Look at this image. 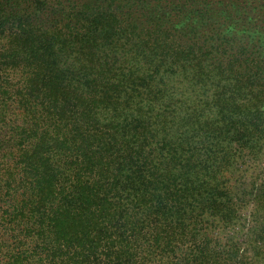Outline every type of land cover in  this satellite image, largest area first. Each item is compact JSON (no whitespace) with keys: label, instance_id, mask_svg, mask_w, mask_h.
Instances as JSON below:
<instances>
[{"label":"trees","instance_id":"1","mask_svg":"<svg viewBox=\"0 0 264 264\" xmlns=\"http://www.w3.org/2000/svg\"><path fill=\"white\" fill-rule=\"evenodd\" d=\"M0 264H264V0H0Z\"/></svg>","mask_w":264,"mask_h":264}]
</instances>
